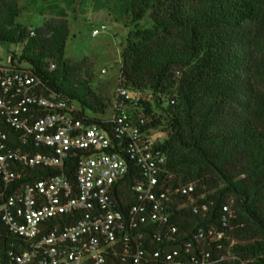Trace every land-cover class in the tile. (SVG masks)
Here are the masks:
<instances>
[{"label":"trees","instance_id":"trees-1","mask_svg":"<svg viewBox=\"0 0 264 264\" xmlns=\"http://www.w3.org/2000/svg\"><path fill=\"white\" fill-rule=\"evenodd\" d=\"M120 1L131 28L119 88L139 98L148 118L144 130L164 133L157 140L167 155L162 183L194 184L178 201L209 204L196 213L180 208L173 220L188 238L199 227L224 229L226 215L229 227L219 248L210 245L213 254L235 256L223 264H264V0ZM22 10L19 0H0V41L22 45L11 55L12 68L33 72L43 93L79 102L88 124L109 128L104 117L111 103L94 89L91 64L65 56L66 15L30 28L18 22ZM85 153L67 156L64 172L72 180ZM25 171L23 182L58 169ZM138 178L136 171L127 175V185Z\"/></svg>","mask_w":264,"mask_h":264},{"label":"built area","instance_id":"built-area-1","mask_svg":"<svg viewBox=\"0 0 264 264\" xmlns=\"http://www.w3.org/2000/svg\"><path fill=\"white\" fill-rule=\"evenodd\" d=\"M10 60L0 58V264H223L235 257L215 256L210 246L219 248L226 215L224 229L210 225L182 236L172 214L207 211L209 204L178 201L194 184L162 183L163 134L144 130L148 118L133 91L119 88L104 117L109 128L88 124L79 102L43 93L41 79ZM78 150L86 153L72 180L64 168ZM38 167L58 172L22 181L25 169ZM135 171L139 178L128 186ZM124 191L132 193L123 198ZM223 211L232 214L228 204Z\"/></svg>","mask_w":264,"mask_h":264},{"label":"rangeland","instance_id":"rangeland-1","mask_svg":"<svg viewBox=\"0 0 264 264\" xmlns=\"http://www.w3.org/2000/svg\"><path fill=\"white\" fill-rule=\"evenodd\" d=\"M23 10L18 22L27 27L41 26L51 18L65 14L70 25L65 56L71 62L91 64L93 87L103 95L112 115L119 91L122 52L126 46L130 26L120 0H19ZM101 24L107 28L97 35L93 29ZM21 44L0 41V58L9 63L13 52L20 53ZM105 70V71H103ZM157 133L160 130L156 129ZM164 137V133H163Z\"/></svg>","mask_w":264,"mask_h":264}]
</instances>
